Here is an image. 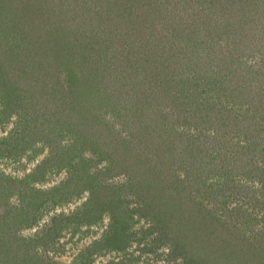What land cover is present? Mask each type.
<instances>
[{
    "label": "rangeland",
    "instance_id": "1",
    "mask_svg": "<svg viewBox=\"0 0 264 264\" xmlns=\"http://www.w3.org/2000/svg\"><path fill=\"white\" fill-rule=\"evenodd\" d=\"M160 261L264 264V0H0V264Z\"/></svg>",
    "mask_w": 264,
    "mask_h": 264
},
{
    "label": "clouds",
    "instance_id": "2",
    "mask_svg": "<svg viewBox=\"0 0 264 264\" xmlns=\"http://www.w3.org/2000/svg\"><path fill=\"white\" fill-rule=\"evenodd\" d=\"M161 251L167 253L169 251V249L167 247H165V248H162ZM159 264H164V262L160 261Z\"/></svg>",
    "mask_w": 264,
    "mask_h": 264
}]
</instances>
